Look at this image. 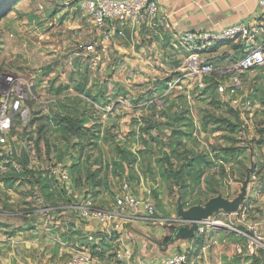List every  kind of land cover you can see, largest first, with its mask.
I'll use <instances>...</instances> for the list:
<instances>
[{"label":"rangeland","instance_id":"1","mask_svg":"<svg viewBox=\"0 0 264 264\" xmlns=\"http://www.w3.org/2000/svg\"><path fill=\"white\" fill-rule=\"evenodd\" d=\"M77 5L78 2L69 9L59 6L55 0H19L11 10L0 16V74L16 72L34 76L36 95L40 100L49 102L39 103L30 99L25 101V106L32 110L35 118L49 116L46 126L40 132L49 139L51 137L53 143H56V147H51L48 150L43 143L37 145L34 141H30V136H33L34 139L38 136V123L21 131L13 143L14 154L8 158L13 172L17 171V167H20L18 159L25 160V157H30L35 162L43 161L49 165L67 161V155L72 152L76 159L79 157L78 155L89 156L97 152L98 145L95 144L87 146L82 154L78 148L72 149L70 152L68 146L70 144L64 139L62 129L52 119L51 114L56 106L52 105L51 100L64 99L67 95H77L73 86L57 93L59 87L70 83L71 77L81 79L82 74H84L83 76H86L88 81V88L93 96L90 98L82 95L84 100L82 105L89 108V113L93 114L90 125L95 122L102 123V130L111 129L109 136L125 142L129 139L131 142L128 145L138 150L142 144L136 142L138 138L130 136L131 122L134 117L141 115L142 111L133 109L135 106L132 99L149 89H155L160 85L159 83L165 80H173L181 73L176 70L177 61L180 57L178 58V55L174 53V48L171 46L164 53L163 48L152 46V44L154 45L153 39H144L142 42L138 38L141 42L135 43L131 49L126 47V50L116 48L113 42L105 46H98L95 52L83 50L81 45H86L94 37L95 25L92 19ZM156 49L161 52V57H158ZM168 55L169 57H167ZM164 57L165 59H163ZM181 57L182 61L186 62L190 56L183 53ZM189 63L190 61L187 62V65ZM217 67L215 66V68ZM245 75L248 84L244 85V92L239 93V95L242 96V94L247 93L254 99L255 108L242 106L239 119L233 112L228 111L229 109L225 105L226 96L223 95L222 97L217 91V84L223 79L217 71H214L213 75H208L206 80L213 79L216 82L212 96L219 99L223 104L211 103L209 93L208 96H199L200 98L195 97V95H191L190 98L188 95L182 101V105L189 109L190 114L195 118L198 125L196 137L198 142L204 146L221 147L229 145L226 138H219V135H227V131L214 132L212 131L213 126H209L208 130L204 128L202 119L205 114L230 117L233 121L238 122L240 128L235 132L234 137L239 139L237 145L243 150L244 165L252 167V164L256 163L255 157L264 161V145L261 146L258 142L261 138L259 129H264V83L256 87V70ZM125 92L127 93L126 96L124 95ZM257 92L260 99L256 101ZM168 93L167 87L163 95ZM161 99L162 95L157 96L154 101L157 104H162ZM256 102L262 104V107L257 108V111ZM126 103L131 106L126 107ZM17 123L20 127L22 126L21 118H18ZM128 123L130 124L128 125ZM167 133L170 132L167 131ZM165 137L166 135H162V138ZM74 141H77L76 137H71L70 143ZM99 147L108 156L107 161L115 157L112 147L103 138L100 139ZM58 157L62 159H58ZM154 157L156 156H152V161H154ZM226 170L230 171L227 164ZM8 176L7 174L0 175V218L6 219L9 222L8 226H13L14 229L32 228L29 226L31 221L27 215L29 213L35 214L39 206L44 208L45 204H53V201H45L44 197L39 204L34 200L35 195L29 190L30 186H21L20 183H17L18 179L17 181L15 179L13 186L8 188L5 180ZM253 176L252 181L254 182L256 179ZM238 177L236 175L230 176L225 182L220 173L216 175L218 189L225 197L233 199L241 192L243 182L237 180ZM163 182V179L160 178L156 182L159 183V188L162 189L163 187L162 197L165 198L163 200L162 197L161 199L156 198L153 194L152 187L154 184L152 182H150L152 188L150 192L145 190L142 182H132V189L137 195L152 199L158 211L165 212L166 216L178 215L177 189H165L167 185H164ZM253 182L250 184L249 195L243 203L244 206L248 207L247 217L250 219H256L258 213ZM121 183L112 173L110 174V188L103 189L105 191L100 193V198L106 200L108 208L113 205L115 196L121 189ZM73 186L81 193L87 188L89 189L86 183L76 185L73 182ZM147 189L149 190V187ZM64 194L66 195V192ZM207 198L208 191L204 183L190 192L187 197L190 202L195 200L204 202ZM159 199L161 205L158 204ZM73 200V202L70 201V204L76 203L78 198ZM45 213L48 212L44 211L42 215ZM239 216L241 218V213L225 214L219 212L215 214L212 219L220 221L222 224L205 227L203 246L197 255L192 252L189 256V264H236L235 259L232 258L237 256L236 244L246 242L243 239H238L239 236H243L240 229H246L244 224L238 220ZM164 218L169 219L170 217ZM136 229L140 228L137 227ZM139 231H142V228ZM238 233L240 235L234 238ZM135 235L137 234L135 233ZM174 248L188 252L194 249L190 241H181ZM242 255H244V259L249 254ZM251 263V261H243L240 264Z\"/></svg>","mask_w":264,"mask_h":264},{"label":"trees","instance_id":"2","mask_svg":"<svg viewBox=\"0 0 264 264\" xmlns=\"http://www.w3.org/2000/svg\"><path fill=\"white\" fill-rule=\"evenodd\" d=\"M18 1L19 0H1L0 16H3L6 12L11 10ZM164 47L167 49V45ZM177 65L179 64L177 63ZM83 75L84 74H82L83 78L81 77V79L71 77L70 83L57 89V93H61L73 86L77 95H67L64 99L58 98L54 102L52 101V105L56 107L51 116L55 123L62 129V135L70 144L68 145L70 150L79 147V150L83 153L89 145L95 144L99 146V137L100 139L103 138L104 141L112 147L115 157L110 161L103 160V156H99L98 159L93 161L91 160V155H89L82 161L81 159L73 161L71 165L73 181L76 185L86 183V186L93 192L95 201L99 207L108 208L106 206V200L100 198V193L105 191L103 189L110 188L111 173L114 177L118 178L120 182L127 180L130 182L131 186L134 181L141 182V175L149 178L150 182L154 184L152 187L153 194L156 198L160 199L163 189L159 188V186H155V184H157L158 178L163 179L164 185H167L165 189L170 190L171 188H176L177 194H182L185 208L196 204H203L212 197L222 194L218 189L215 178L218 173L226 179L230 176H239L237 180L244 182L248 175V170L251 168V177L254 174H258L257 176L262 178L260 184L256 186L253 185V188H255L256 192H264V171L259 173L264 166V161L253 163L252 167L244 165L245 159H243V150L237 145L239 139L234 137L235 132L240 128L238 122L233 121L230 117L205 114L202 119L204 128L208 130L209 126H213L212 131L214 132L220 130L227 131V135H219V138H226L229 145L209 147V145H202L197 140L198 125L195 118L190 114V110L183 107L182 101L190 94L200 98L208 96L210 93L211 103L220 105L222 102L212 96V92L216 86V82H214L213 79L206 80V86L203 89H175L170 91L167 95H163L165 89L168 87V83L171 81V79H168L159 83L160 85L155 89H149L137 98H133V105L135 106L133 109L142 111L141 115L134 117L131 122L132 130L130 136L138 138L136 142L142 144V147L137 150L128 145L131 142L129 139L125 142L117 140L113 136H109L111 135V129L102 130V123L95 122L90 125L93 114L89 113V108L82 105V102H84L82 95H86L90 98L93 95L88 88L86 76ZM126 94L125 92L124 95L126 96ZM161 95L163 103L157 104L154 99ZM225 103L226 107L229 109L228 111L233 112L236 118L239 119V115H241L240 108L231 105L229 101H225ZM48 118V115L35 118V115L32 113V118L28 126L23 129L14 130L16 138L21 131L28 129L30 125L33 126L38 123V136L35 139L33 136H30V141H34L37 145L43 143L48 150L51 147H56V143H53L51 137L49 139L40 132L41 129L46 126ZM167 131L170 133L168 134ZM259 134L261 138L258 142L262 146L264 145L263 128L259 129ZM162 135H166V137L162 138ZM71 137H76L77 141L70 143ZM153 155L156 156L154 157V161H152ZM30 159L32 158L25 157V160L18 159V162L23 165L21 173L13 171L6 173L9 175L5 178L7 187H12L15 179L16 181L18 179L17 183H20L21 186H30L29 190L35 195L34 200H39L40 202L44 197L45 201L52 200L53 204H45V206L52 207L53 210L50 212L59 214L66 209L60 208V206L70 204L71 199H65L68 190L61 188V192H57L56 189L59 186L55 185L52 179H44L41 177L38 170L26 167L27 161ZM58 159L62 158L58 157ZM226 164L229 165L230 171L226 170ZM94 165H99V167L93 170L92 167ZM141 171L144 173H141ZM209 172L212 173L210 174ZM203 183L207 187L208 198L204 202H201V200L188 201V194L199 188ZM36 187L39 189V197L37 196ZM64 192H66V195ZM160 199L159 205L162 204ZM72 218L74 221L81 223V229L86 225L84 221L78 219L77 211L75 210H73ZM81 229L76 230L74 222L70 221V223H68V228L62 233V236L65 238V241L72 243L75 241L74 237L80 235ZM204 236V233L196 234L193 239L194 249L188 252L189 256L192 252L196 255L199 253L204 243ZM90 247L91 254L94 257H102V251L97 250L96 245ZM234 261L236 264H240L243 261H251V264H264V250L262 249L260 251V255L249 254L244 257V259L243 257H235Z\"/></svg>","mask_w":264,"mask_h":264},{"label":"built area","instance_id":"3","mask_svg":"<svg viewBox=\"0 0 264 264\" xmlns=\"http://www.w3.org/2000/svg\"><path fill=\"white\" fill-rule=\"evenodd\" d=\"M70 2L72 0H65ZM259 7L264 9V0H258ZM79 8L87 14L95 25L96 34L99 40L81 45L87 52L96 51L98 46H104L117 39H123L128 31H139L143 27H158L165 23L166 17L161 13L159 0H79ZM258 29L250 23L239 22L220 29H210L199 33L186 31L184 41L187 44H195L200 48L209 49L221 41L237 40L242 42L247 48L239 61L227 67L223 73H231L230 78L222 79L217 84V91L231 105L241 108L252 105L249 96L239 97L242 88L241 75L251 72L257 68L264 67V42L256 44ZM217 71L212 63L202 60L198 63L193 59L187 67L181 71L173 80L168 83V92L175 89L192 90L194 88L203 89L206 86L208 75ZM34 76L22 75L16 72H3L0 74V175L11 171L8 158L13 155L16 134L14 130L23 129L28 126L32 118V110L25 106L26 100H34L39 103H48L38 98L34 91ZM55 101V99L51 100ZM129 105V104H128ZM131 106V105H129ZM21 118L22 126L17 123ZM17 167V172H21L22 165ZM38 172L42 178H50L54 184L69 189L73 185L70 165L60 161L45 165L38 162ZM142 183H149V178L141 175ZM37 196H40L36 187ZM77 211L79 220L86 224L94 222L101 229L105 228L109 233L123 232L125 220L142 222L148 225L166 222L181 223L180 217L165 219L158 215L156 204L150 198H139L133 191L130 182L124 180L121 189L115 196L111 208L99 207L95 201L94 194L90 189H86L80 198V202L71 206ZM50 211L51 207H44L41 211ZM247 206H242L237 214L247 217ZM222 224L212 218L206 223L199 225L197 233H204L206 226ZM250 233H256V224L249 225ZM241 232V231H240ZM247 235L246 243H237L238 251H245L250 255L257 252V239L254 235ZM87 239L90 243L100 239L97 232H89ZM114 258L117 264H189L188 251L175 250L167 257L150 261L135 255L131 247L124 246L115 250ZM93 261L91 253L87 250L75 249L70 257L59 264H89Z\"/></svg>","mask_w":264,"mask_h":264},{"label":"crops","instance_id":"4","mask_svg":"<svg viewBox=\"0 0 264 264\" xmlns=\"http://www.w3.org/2000/svg\"><path fill=\"white\" fill-rule=\"evenodd\" d=\"M159 3L161 7L160 11L166 17L165 23L158 27H143L136 32L128 31L125 38L117 39L113 42L116 48L126 50V47H129L131 49L137 42H144V39H153L154 45L152 44V46L156 48H163L164 53H166V50L171 46L174 48V53L178 55V58L180 57L177 61L179 65H177L176 70H179L180 72L183 71L187 67V62L192 61L193 59H195L198 63H201L202 60H204L212 63L214 66H218L216 68L217 73L221 76V78L228 79L230 78L231 73L224 74L223 71L241 59L247 50L245 45L237 40H228L218 42L209 49H203L195 44H187L184 41V33L186 31L199 33L210 29H220L239 22H247L258 29L256 44L264 42V9L259 7L258 0H159ZM93 36V39L89 40V42L99 40L96 30H94ZM138 38H140L141 41ZM165 45H167V49L164 47ZM156 52L158 53V57L162 56L159 49H156ZM183 53H187L190 56L186 62H183V59H181ZM167 57H169V55ZM163 59H165V57ZM246 73L241 75L243 84L239 93H243L245 89L244 85L248 84V80H246L245 75ZM262 83H264V67L256 69V87ZM253 90L254 89L252 88V91ZM243 96L249 95L247 93L242 94V96L239 95L240 98ZM259 96L260 95L257 92L256 101L260 99ZM189 97L191 98V94ZM250 99L253 105L254 99L251 97ZM128 104L129 103L125 104L126 107ZM240 106L242 108L243 104L241 103ZM254 106L255 105L250 108L254 109ZM259 107L261 108L262 104L256 102V111ZM129 124L130 123H128V125ZM98 143H100V137L98 138ZM77 148L79 151V147ZM70 152H72V150H70ZM73 155V152L68 154L67 161H65L69 163L70 169L73 161H78L79 159L82 161L84 158L88 157L78 155L79 157L76 159ZM99 156H103V160L105 161L108 158L104 151H101L98 146L97 152L94 153V155H91V160L94 161L95 159H98ZM255 161L256 163H259L263 160L255 157ZM38 162L44 163L43 161ZM38 162L30 159L27 161L26 167L38 170ZM98 167L99 165H94L92 169L94 170ZM262 171H264V166L261 168L259 173ZM257 175L258 174H254L253 176L254 179H256V181L253 182L254 186L260 184L262 180V178ZM224 179L226 182L227 179ZM142 185L145 190L149 192L152 189L150 182H144ZM158 185L159 183L155 184V186ZM147 187H149V190ZM60 190L61 187H57L56 191L59 192ZM67 190V195L66 197L64 196L65 199L70 198L73 202V199L78 198V201L74 204L80 202V198L86 191L85 190L81 193L75 186H71ZM139 198L143 199L141 196H139ZM255 198L256 208L258 210L256 219H250L248 217H243L242 215L240 218L239 216L238 220L244 224V228L246 229L242 230L241 228L240 231L243 236H239L240 234L238 233L234 238L239 236L238 239H243L247 242V235L252 234L249 231V225L256 224V233L252 235L256 236L257 239L256 254L260 255V251L262 249L264 250V192H256ZM163 199L165 198L162 197V200ZM37 201L39 202V200ZM74 204H65L60 206V208L66 209L61 211L59 214L56 212H50L53 210L51 207V210L43 215L42 212L44 211H41L42 207L39 206L35 214L29 213L27 215L31 221L29 222L31 223L29 226L32 228L14 229L13 226H8L9 222L6 219L0 218V264H59L61 262H65L75 249L87 250L91 253L90 246L93 245L97 246V250L102 251V257H94L91 254L93 261L89 264H117L113 256L114 252L124 246L131 247L137 257L150 261L159 260L160 258L167 257L172 253V251L169 254L155 253L153 251L154 247L152 243L144 238L140 239L142 236L136 231L137 227L140 229L142 228V230H146L148 234L155 236L158 239H163L165 231L161 224L156 223L148 225L142 222H134L133 220H125V229L123 232L114 231L109 233L105 230V228L101 229L97 224L92 222L91 224L84 225V228L81 229V223L74 221L72 218L73 210L71 209V206ZM158 215L162 217H170L169 219L179 217L175 214L166 216V213L161 211H158ZM70 221L74 222L76 230L81 229L80 235H76V237H74L75 241L72 243L65 241V238L62 236V233H64L68 228V223H70ZM89 232H97L100 239L96 242L90 243L87 239ZM135 233L137 235H135ZM191 243L194 247L193 240L190 241V244ZM174 249L175 248L172 250ZM242 254L248 253L237 250V256L235 257H243L244 255ZM235 257L232 258L235 259Z\"/></svg>","mask_w":264,"mask_h":264},{"label":"water","instance_id":"5","mask_svg":"<svg viewBox=\"0 0 264 264\" xmlns=\"http://www.w3.org/2000/svg\"><path fill=\"white\" fill-rule=\"evenodd\" d=\"M55 1L63 8H70L79 0H72L70 2H66L65 0ZM250 171L251 168L248 170V175L243 182L241 192L233 199L219 194L203 204H196L185 208L182 194L179 193L177 214L180 217L181 223L161 221L159 224L163 226L165 231L163 239H158L144 230L139 231L140 229H136L137 233L152 243L155 253L169 254L179 242L193 240L197 234L199 225L209 221L215 214L219 212L234 214L240 211L244 201L249 195V188L252 183Z\"/></svg>","mask_w":264,"mask_h":264}]
</instances>
